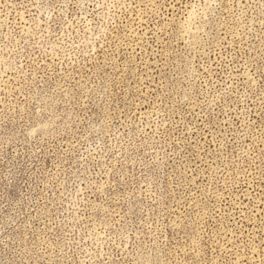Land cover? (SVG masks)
I'll return each instance as SVG.
<instances>
[{"label":"rangeland","instance_id":"1","mask_svg":"<svg viewBox=\"0 0 264 264\" xmlns=\"http://www.w3.org/2000/svg\"><path fill=\"white\" fill-rule=\"evenodd\" d=\"M0 264H264V0H0Z\"/></svg>","mask_w":264,"mask_h":264}]
</instances>
